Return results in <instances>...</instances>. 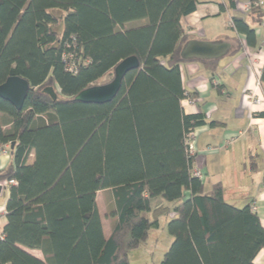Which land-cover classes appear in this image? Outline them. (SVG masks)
I'll return each mask as SVG.
<instances>
[{
  "label": "trees",
  "instance_id": "trees-1",
  "mask_svg": "<svg viewBox=\"0 0 264 264\" xmlns=\"http://www.w3.org/2000/svg\"><path fill=\"white\" fill-rule=\"evenodd\" d=\"M202 1L0 0V85L10 76L30 82L20 109L0 96V147L15 142L14 162L0 171V182L16 180L0 264H131L129 251L170 214L173 241L161 264H255L264 247L255 206L228 203L221 183L205 193L194 170L191 133L220 124L182 106L197 93L185 89L181 65L200 61L214 75L220 60L181 57L189 40L181 20ZM214 1L222 13L240 2ZM240 13L229 23L236 51L256 48L264 7ZM70 54L76 72L67 68ZM131 56L139 66L111 101L75 99L108 73L111 81ZM105 190L114 201L108 236L97 204ZM157 197L163 200L153 207Z\"/></svg>",
  "mask_w": 264,
  "mask_h": 264
},
{
  "label": "crops",
  "instance_id": "crops-1",
  "mask_svg": "<svg viewBox=\"0 0 264 264\" xmlns=\"http://www.w3.org/2000/svg\"><path fill=\"white\" fill-rule=\"evenodd\" d=\"M236 13L241 14L239 6L222 13L214 0H204L196 11L182 18L189 40H227L232 44L231 52L218 61L214 75L212 67L200 61L181 65L185 89L197 93L195 99H183L182 106L188 114L202 110L209 121L220 123L196 129L194 170L203 174L205 193L221 183L226 201L237 207L255 206L264 227V116L260 115L264 113V82L260 80L264 26L263 21L255 25L256 48L245 45L236 51V32L229 27L230 18ZM221 18L224 22L219 25ZM13 162L12 151L0 147V171ZM9 193V189L0 187V208L6 209ZM2 224H7L5 214ZM254 263L264 264V247Z\"/></svg>",
  "mask_w": 264,
  "mask_h": 264
},
{
  "label": "water",
  "instance_id": "water-1",
  "mask_svg": "<svg viewBox=\"0 0 264 264\" xmlns=\"http://www.w3.org/2000/svg\"><path fill=\"white\" fill-rule=\"evenodd\" d=\"M232 50V44L227 40L210 41L200 39L188 40L181 50V57L184 60H211L221 59L228 55ZM139 66V60L135 56L123 59L116 67L114 78L105 84H96L79 92L75 99L89 103H106L111 101L118 93L124 76L130 70ZM30 82L20 76H10L0 85V96L17 108H22L28 92ZM44 92L49 94L54 100L58 95L53 86L44 88ZM15 142H12L11 148L14 149Z\"/></svg>",
  "mask_w": 264,
  "mask_h": 264
},
{
  "label": "rangeland",
  "instance_id": "rangeland-1",
  "mask_svg": "<svg viewBox=\"0 0 264 264\" xmlns=\"http://www.w3.org/2000/svg\"><path fill=\"white\" fill-rule=\"evenodd\" d=\"M221 21H218L219 25L223 24L224 22L222 18ZM111 78L112 74L108 73L103 78L95 82V84L108 83ZM32 160V157H30L29 162H32ZM162 200L163 199L161 197L154 198L152 200V206L155 207L157 204L162 202ZM1 201L2 199H0V202ZM97 204L102 217L105 234L108 236L111 230V221L109 219L108 213H110V211L114 208L112 191H99ZM172 216L173 214H170L168 217H163L160 221V226L158 228L151 229L149 239L142 243L139 247L129 251L128 256L131 264H161L165 252L169 249L173 241V237L170 235L167 228V223L172 218ZM31 253L43 258V255L39 250H33Z\"/></svg>",
  "mask_w": 264,
  "mask_h": 264
},
{
  "label": "built area",
  "instance_id": "built-area-1",
  "mask_svg": "<svg viewBox=\"0 0 264 264\" xmlns=\"http://www.w3.org/2000/svg\"><path fill=\"white\" fill-rule=\"evenodd\" d=\"M239 9L242 13H248L252 8L254 7H264V0H245L244 2H240L239 4ZM232 22L230 21V24ZM264 26V22L262 24ZM65 62L67 64V68L72 71L76 72L77 71V65L75 62V58L73 54L70 55H64ZM198 131L194 130V132L191 133L190 135V150L192 153L196 152V137H197ZM233 140V139H232ZM11 148V144L8 143L3 146V149L9 150ZM195 174L197 176L202 177V172L200 170H195ZM16 183L15 179L7 180V181H2L0 182V187L1 188H6L7 190L10 188L12 184ZM6 213V210L4 208H0V239L4 237V226L2 224V215Z\"/></svg>",
  "mask_w": 264,
  "mask_h": 264
}]
</instances>
